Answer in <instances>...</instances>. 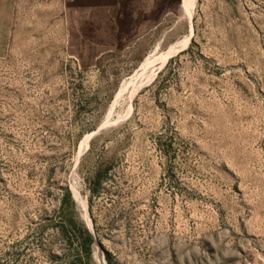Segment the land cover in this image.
Returning <instances> with one entry per match:
<instances>
[{"label":"rangeland","instance_id":"rangeland-1","mask_svg":"<svg viewBox=\"0 0 264 264\" xmlns=\"http://www.w3.org/2000/svg\"><path fill=\"white\" fill-rule=\"evenodd\" d=\"M0 264H264V0H0Z\"/></svg>","mask_w":264,"mask_h":264},{"label":"trees","instance_id":"trees-1","mask_svg":"<svg viewBox=\"0 0 264 264\" xmlns=\"http://www.w3.org/2000/svg\"><path fill=\"white\" fill-rule=\"evenodd\" d=\"M101 175H102V171L99 169V171L96 172V174H94V176L92 177V192H96L97 191V187L96 184L98 185L101 182ZM73 192L70 188L66 187L64 194L62 196V205L65 206L66 204H73L74 199L72 196ZM70 223H73L76 226L74 217H70L69 218ZM77 238H81L82 241V248L83 251L86 254H90L91 250H92V245L94 243V237H93V233L89 230V228L83 223L80 226V235L76 236Z\"/></svg>","mask_w":264,"mask_h":264}]
</instances>
